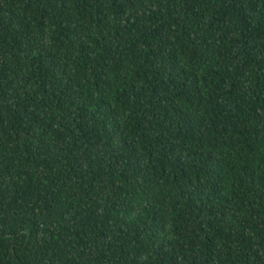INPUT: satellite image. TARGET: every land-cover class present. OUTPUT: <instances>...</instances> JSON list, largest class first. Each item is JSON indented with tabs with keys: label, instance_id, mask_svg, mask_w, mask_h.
Here are the masks:
<instances>
[{
	"label": "trees",
	"instance_id": "1",
	"mask_svg": "<svg viewBox=\"0 0 264 264\" xmlns=\"http://www.w3.org/2000/svg\"><path fill=\"white\" fill-rule=\"evenodd\" d=\"M0 264H264V0H0Z\"/></svg>",
	"mask_w": 264,
	"mask_h": 264
}]
</instances>
